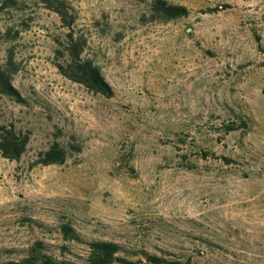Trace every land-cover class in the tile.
Returning a JSON list of instances; mask_svg holds the SVG:
<instances>
[{
  "label": "rangeland",
  "instance_id": "1",
  "mask_svg": "<svg viewBox=\"0 0 264 264\" xmlns=\"http://www.w3.org/2000/svg\"><path fill=\"white\" fill-rule=\"evenodd\" d=\"M34 1L0 11L24 28L0 61L13 52L25 99L0 95V127L29 137L0 154V264H84L90 241L138 264H264V0H166L188 10L167 22L152 0H65L111 97L58 73L66 29ZM55 143L63 164H37Z\"/></svg>",
  "mask_w": 264,
  "mask_h": 264
},
{
  "label": "trees",
  "instance_id": "2",
  "mask_svg": "<svg viewBox=\"0 0 264 264\" xmlns=\"http://www.w3.org/2000/svg\"><path fill=\"white\" fill-rule=\"evenodd\" d=\"M37 4L55 13L62 26L66 29L64 39L56 49L54 66L58 73L72 83L84 87L87 91L100 94L104 97H111L113 90L106 81L100 68L94 61L86 56L88 50V39L85 34L76 27V15L73 8L65 0H35ZM21 0H0V11L6 9H18ZM150 13L152 20L167 22L182 18L188 15L186 7L173 5L166 0H152L150 3ZM21 29L5 27L0 30V43L13 42L19 38ZM19 71L18 64L14 61L13 52L7 51L4 60L0 61V95L6 96L19 104H24L25 99L12 83V77ZM237 130L236 126L229 125L225 132ZM29 137L23 132L16 131L12 125L0 127V154L10 161H17L26 150ZM37 164L53 165L63 164L66 153L55 143L51 148L41 155ZM61 235L66 241L82 243V239L69 226L61 227ZM87 246V255L84 264H138L140 261L132 262L122 256V247L116 243L108 241H90L84 243ZM40 248V247H39ZM42 249V248H40ZM143 259L148 264H171L165 259L156 255L142 252ZM7 264H77L62 261L33 250L22 261Z\"/></svg>",
  "mask_w": 264,
  "mask_h": 264
}]
</instances>
